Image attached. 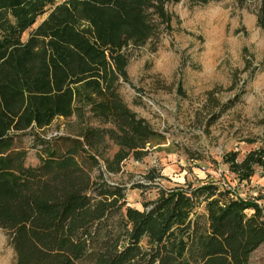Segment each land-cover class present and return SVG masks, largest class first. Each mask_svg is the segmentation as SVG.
Returning <instances> with one entry per match:
<instances>
[{
    "label": "trees",
    "instance_id": "trees-1",
    "mask_svg": "<svg viewBox=\"0 0 264 264\" xmlns=\"http://www.w3.org/2000/svg\"><path fill=\"white\" fill-rule=\"evenodd\" d=\"M178 1L0 0V227L15 264H253L264 242L258 202L201 179L152 183L155 197L138 208L106 176L165 137L119 87L130 49L170 30L167 3ZM256 19L264 27V0ZM70 115L74 132H44ZM25 134L36 148L33 165L19 144ZM221 157L238 181L264 169V145Z\"/></svg>",
    "mask_w": 264,
    "mask_h": 264
},
{
    "label": "rangeland",
    "instance_id": "rangeland-1",
    "mask_svg": "<svg viewBox=\"0 0 264 264\" xmlns=\"http://www.w3.org/2000/svg\"><path fill=\"white\" fill-rule=\"evenodd\" d=\"M167 6L173 13L171 29L130 49L128 80L119 87L136 114L165 137L148 145L139 160L128 156L120 171L106 176L123 184L128 203L138 208L142 199L155 197L152 183L171 187L214 179L264 209V169L238 181L221 157L236 150L240 159L246 150L264 145V27L256 21L258 0L194 5L180 0ZM77 125L74 115L57 117L44 132H74ZM29 143V134L21 136L19 144L28 148L25 162L33 165L38 158ZM149 168L159 174L154 181L144 177ZM140 181L150 186H133ZM15 261L0 227V264ZM250 261L264 264V242Z\"/></svg>",
    "mask_w": 264,
    "mask_h": 264
}]
</instances>
